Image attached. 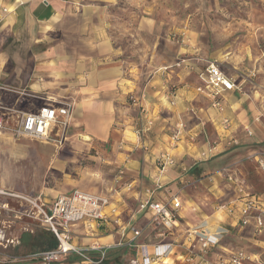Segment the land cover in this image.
Masks as SVG:
<instances>
[{"label":"crops","instance_id":"obj_1","mask_svg":"<svg viewBox=\"0 0 264 264\" xmlns=\"http://www.w3.org/2000/svg\"><path fill=\"white\" fill-rule=\"evenodd\" d=\"M121 6L133 9L131 14L114 15L112 9ZM155 6L156 0H0V85L6 88L0 90V104L25 111L63 100L73 106L61 145L0 131V187L11 191L9 169L14 162L29 167L33 157L42 169L68 168L70 188L51 199L36 196L46 207L76 189L109 199L107 220L71 226L70 242L85 249L88 260L69 253L66 264H129L139 259L140 245L150 249L166 243L174 245L172 254L152 264H170L168 258L172 264H190L188 245L198 252V241L187 232L195 227L206 233L229 229L208 260L227 256L230 243H254L248 251L258 255L257 249L264 248V227L254 234L252 223L240 227L236 210H226L241 204L231 177L243 181L264 211V168L256 161L264 156V16L256 22L261 50L258 44L236 46V37L228 38L234 45L226 44L215 32L210 50L199 32L182 26V43L164 38L172 56L167 60L158 57L154 16L136 19V8L146 13ZM136 55L148 59L136 64ZM209 61L223 70L229 65L224 71L239 87L222 94L221 108L196 91L197 70ZM148 120L149 130L140 132ZM178 123L183 130L170 148L174 163L161 173L156 158L171 145ZM175 194L181 200L177 225L162 232L151 211L138 205ZM39 226L0 243L10 255L8 260L0 256V264H39L30 255L50 248L53 240ZM131 227L139 231L134 238ZM16 249L30 254L17 256Z\"/></svg>","mask_w":264,"mask_h":264},{"label":"built area","instance_id":"obj_2","mask_svg":"<svg viewBox=\"0 0 264 264\" xmlns=\"http://www.w3.org/2000/svg\"><path fill=\"white\" fill-rule=\"evenodd\" d=\"M197 78L200 84L196 86V91L207 97H210L215 107L221 108L220 97L223 93L239 89L235 79L227 74L218 63L209 61L207 64L197 70ZM6 89L0 85V90ZM130 101L137 103L136 98H130ZM72 103L70 101H54L52 104H45L37 111H19L13 110L0 104L4 110L16 112L19 115L17 123L11 127L8 125V115L0 114V131L8 132L15 139L29 138L61 145L66 138V132L72 115ZM141 112H144L142 107ZM152 124L151 120L145 122L140 132H147ZM183 124L178 123L175 130L169 136L171 145L167 150L161 151L156 158V167L159 172H163L167 167L174 163L173 154L170 148L176 146V141L181 139ZM194 141V136L191 137ZM258 165L264 168V156L257 160ZM233 185L241 204L228 205L226 210L238 214V224L245 227L253 224L254 234H260L264 227V211L257 207V198L249 194L242 180L238 178H228ZM181 182L180 189L183 188ZM31 208L34 209V217L43 225L56 239L57 245L54 248L37 251L30 256L38 260L39 264H66L64 257L69 253H74L81 258L88 260L86 250L70 242L72 238L71 226L76 223L86 225L89 222H100L107 220L104 213L105 207L109 204V199L104 196L90 194L81 190H73L67 194L57 195L49 206H45L39 200L25 198ZM139 209H149L153 215L156 224L163 229L162 232L170 231L177 225L179 211L181 209V200L179 195H171L167 200L160 201L146 199L139 203ZM132 237L139 234L137 229L130 228ZM229 233L228 227H222L220 231L206 233L199 227L192 228L187 232V237L198 241V252H193L192 245L187 261L190 264H250L259 263V255L250 253L242 249L229 250L227 256L218 257L214 260H208L206 257L213 247H216L221 239ZM163 234V233H162ZM92 248H96L93 246ZM174 245L172 243L153 244L149 249L147 245H140V257L132 258L129 264H152L155 261H162L165 257L172 254ZM99 250V249H98ZM100 260L106 254V249H100ZM195 256H199L200 262L193 263Z\"/></svg>","mask_w":264,"mask_h":264},{"label":"rangeland","instance_id":"obj_3","mask_svg":"<svg viewBox=\"0 0 264 264\" xmlns=\"http://www.w3.org/2000/svg\"><path fill=\"white\" fill-rule=\"evenodd\" d=\"M156 1L157 6L151 8L150 12L148 8L144 9L148 14L144 13L142 11L143 9L136 8L135 10L136 19H139L144 15H151L156 19L155 33L157 35V50L160 59L169 60L172 58L169 53L171 49L166 48L163 44L164 38L169 37L174 42L177 41L182 43V38L178 36V29L182 26L192 32H199L205 41V45H209L210 50L212 48V33L214 32L215 36L222 37V41H225L226 44L230 42L228 39L229 37H232L233 41L236 37V46L242 44V47L245 45L257 47L258 44L260 47H257V50L262 49V43L260 41L261 37L258 36L260 30H256V22L261 21L264 16V10H262L264 5L262 4V0H220V2L216 0L214 3V5H216L215 8H211V0H186L188 1V4L186 7L184 6L185 8L182 10L179 7L180 0ZM219 4H224L226 6L225 10H228L229 12L236 11L239 13L240 11L241 14L237 16L227 15V11L225 12L222 9H218ZM112 10L114 15L119 14L120 16H128L133 9L121 6L120 8H113ZM185 12H188V14ZM233 41L230 42L232 45H234ZM150 42H152V40ZM125 43H127L126 40ZM139 43L141 45L143 44L142 42ZM172 51H174V47ZM134 58L136 59L137 64L141 59L143 61L147 60L148 56L136 55ZM223 68L227 72L231 69L229 65L223 66ZM10 90L14 91L15 89ZM11 108H13V110L25 112V110L16 107L11 106ZM0 111V114L6 112L8 115L9 113L8 125L11 127H13L19 120L20 114L16 112H7L3 108H0ZM2 144H4L3 141ZM31 158L29 159V167H20L14 164V162L12 168L9 169L11 170V178L13 179L11 191L5 190L2 186L0 187V190H4L3 193L0 192V243H5L6 239H10L11 237L20 236L25 232L24 228H31L33 232L41 229L39 221L34 217V209L31 208L25 198L39 200L36 196H41V198L44 197L51 199L53 194L58 193V191L61 192L66 188L68 189L72 185L69 180L70 176L67 175L68 168L59 169L51 167L42 169L37 167L34 163V158ZM3 167L4 166L0 167V172L4 171ZM28 180V183L25 182ZM230 244L233 245V247H231L232 250L242 249L249 252V247H251L250 244L253 245L254 243ZM259 250V263L252 264L264 263V249ZM210 253L212 255L215 254L214 249H212ZM13 254L23 257L30 253H25V251L16 249ZM8 255L9 253H5L4 249L0 247V256H2L3 259L8 260L10 259V255ZM171 260L172 259L168 258L167 262L172 264Z\"/></svg>","mask_w":264,"mask_h":264},{"label":"trees","instance_id":"obj_4","mask_svg":"<svg viewBox=\"0 0 264 264\" xmlns=\"http://www.w3.org/2000/svg\"><path fill=\"white\" fill-rule=\"evenodd\" d=\"M212 1V6H211V8H215L216 7V5H214V0H211ZM180 2V1H179ZM218 2H220V0H218ZM179 7L181 8V10L183 9V8H185L183 5H182V3L180 2V4H179ZM225 5L224 4H219L218 5V9H222V10H224L225 12L227 11L228 13H227V15H231V16H237V15H240L241 13H240V11H239V13L238 12H236V11H233V12H229L228 10H225ZM209 9H210V6H209ZM186 14H188V12H185ZM233 13V14H232ZM49 242V247L50 248H48V249H51V248H54L56 245H57V241H56V239L54 238V236H53V240H49L48 241ZM259 249H264V248H262V247H259ZM259 249H257V253H259L260 252V250ZM45 250H47V249H45ZM250 252V251H249ZM253 253V252H252ZM250 264H252V263H250Z\"/></svg>","mask_w":264,"mask_h":264},{"label":"bare ground","instance_id":"obj_5","mask_svg":"<svg viewBox=\"0 0 264 264\" xmlns=\"http://www.w3.org/2000/svg\"><path fill=\"white\" fill-rule=\"evenodd\" d=\"M0 192H2V193H3V191H0Z\"/></svg>","mask_w":264,"mask_h":264}]
</instances>
